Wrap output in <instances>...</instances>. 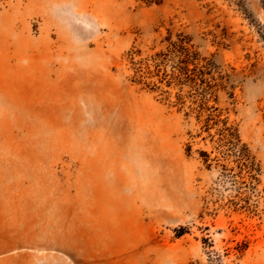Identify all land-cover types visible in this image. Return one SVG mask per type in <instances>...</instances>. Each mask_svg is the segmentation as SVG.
Here are the masks:
<instances>
[{
    "label": "rangeland",
    "instance_id": "obj_1",
    "mask_svg": "<svg viewBox=\"0 0 264 264\" xmlns=\"http://www.w3.org/2000/svg\"><path fill=\"white\" fill-rule=\"evenodd\" d=\"M0 264H264V0H0Z\"/></svg>",
    "mask_w": 264,
    "mask_h": 264
}]
</instances>
